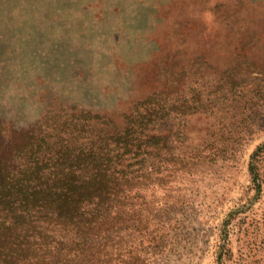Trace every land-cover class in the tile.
I'll return each instance as SVG.
<instances>
[{"label": "rangeland", "instance_id": "1", "mask_svg": "<svg viewBox=\"0 0 264 264\" xmlns=\"http://www.w3.org/2000/svg\"><path fill=\"white\" fill-rule=\"evenodd\" d=\"M237 67L264 79V0H0V121L17 128L67 108L120 125L172 79L209 84ZM258 84L242 85L238 109L150 126L166 142L151 147L155 169L131 200L146 208L133 232L136 245L148 237L146 264H264ZM239 111L248 129H227Z\"/></svg>", "mask_w": 264, "mask_h": 264}, {"label": "trees", "instance_id": "2", "mask_svg": "<svg viewBox=\"0 0 264 264\" xmlns=\"http://www.w3.org/2000/svg\"><path fill=\"white\" fill-rule=\"evenodd\" d=\"M213 80L172 79L136 100L120 125L75 108L28 128L0 121V264H146L148 237L140 233L139 245L133 238L146 227V208L131 200L155 169L151 147L166 142L150 126L238 109L251 80L259 82L256 101L264 99V79L242 68ZM245 122L239 111L227 129L247 130ZM224 140L231 148L238 141Z\"/></svg>", "mask_w": 264, "mask_h": 264}]
</instances>
